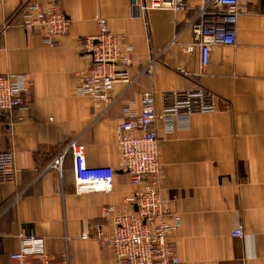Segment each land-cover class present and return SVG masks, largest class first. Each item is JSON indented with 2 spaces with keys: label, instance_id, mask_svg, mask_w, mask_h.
<instances>
[{
  "label": "crops",
  "instance_id": "1",
  "mask_svg": "<svg viewBox=\"0 0 264 264\" xmlns=\"http://www.w3.org/2000/svg\"><path fill=\"white\" fill-rule=\"evenodd\" d=\"M27 1L0 0V77L25 73L31 86L29 109L0 118V153H13L17 168L13 182L0 184V264H14L10 255L20 250L21 236L43 238L56 264L114 263L97 235L113 231L105 207L133 211L125 203L135 188L121 170L118 128L123 108L135 101L140 112L145 93L153 95L157 115L175 104L188 115L182 124L174 119L171 131L161 119L155 123L162 196L181 217L171 248L189 264H264V0H240L246 10L236 45L214 47L205 67L198 50L169 47L176 35L179 45L192 42L189 23L199 0H189L188 11L140 15L133 0H56L71 22L56 47L43 43L41 29L22 27L18 13ZM97 17L133 47L135 83L115 84L111 107L75 92L79 73L92 67L84 43L97 34ZM153 58L155 72L141 76ZM74 140L89 167L115 171L112 192L76 193ZM63 153L62 172L47 170ZM238 228L244 238L232 236Z\"/></svg>",
  "mask_w": 264,
  "mask_h": 264
},
{
  "label": "built area",
  "instance_id": "2",
  "mask_svg": "<svg viewBox=\"0 0 264 264\" xmlns=\"http://www.w3.org/2000/svg\"><path fill=\"white\" fill-rule=\"evenodd\" d=\"M188 1L133 0L132 9L137 15L151 9L188 11ZM199 1L197 16L189 23L193 32L192 42L179 45L176 35L169 47L178 46L189 55L198 50L201 65L205 67L214 47L236 45L238 21L246 5L240 0ZM18 14L27 33L37 28L42 30V41L48 47L58 46L69 32L70 19L56 0L46 3L28 0ZM96 23L97 34L88 37L84 43L92 67L79 73L80 82L75 92L77 96L93 98L96 105L111 107L117 101L111 96L115 84L124 83L130 87L135 83L129 75L133 65V47L125 43L123 36L111 32L105 18L97 17ZM156 62V58L151 59L140 75L151 77ZM181 72L187 74L185 70ZM30 89L25 73L1 76L0 118L17 109L28 110ZM134 105L135 101H131L123 108L125 120L118 128L121 170L135 188L125 203L133 207V211L119 213L113 207H105L103 214L111 218L113 231L110 235L99 233L97 238L102 247L112 251L113 264H189L179 259L169 242L171 233L181 226V217L169 209L162 196L163 166L155 130L157 119H161L167 131H171L174 119L182 124L188 115L182 114L176 104L165 107L162 114L157 115L151 93L143 95L140 112L133 108ZM69 150L74 155L78 195L112 192L115 176L112 168L89 167L85 148L78 140L70 144ZM64 158V153L56 157L47 170L55 169L61 173ZM16 175L14 154L0 153V184L13 182ZM232 236L244 238L245 232L238 228ZM88 238L89 235H83V239ZM10 259L14 264H56L46 251L44 239L35 236H21L20 250L12 253Z\"/></svg>",
  "mask_w": 264,
  "mask_h": 264
}]
</instances>
